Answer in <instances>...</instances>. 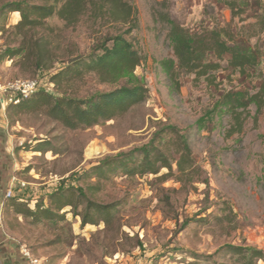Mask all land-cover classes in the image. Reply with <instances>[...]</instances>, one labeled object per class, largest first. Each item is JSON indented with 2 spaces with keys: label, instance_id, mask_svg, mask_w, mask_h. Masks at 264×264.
Listing matches in <instances>:
<instances>
[{
  "label": "rangeland",
  "instance_id": "obj_1",
  "mask_svg": "<svg viewBox=\"0 0 264 264\" xmlns=\"http://www.w3.org/2000/svg\"><path fill=\"white\" fill-rule=\"evenodd\" d=\"M7 0H0V3ZM136 12V27L126 35L141 56L134 73L147 88L144 102L124 115L92 127L69 129L41 111L28 113L0 106V223L19 250L27 247L41 264H241L227 246L264 251V109L255 114L249 105L243 128L228 136L233 122L225 115L204 120L223 92H254L264 75V32L258 21L264 0H234L238 14L232 16L228 0H127ZM165 17L190 31L228 26L235 32L228 45L251 55L252 66L243 72L222 68L210 82L204 76L180 72L178 89L170 86L159 62L171 57ZM19 14H9L15 24ZM46 22L52 31L37 30L30 37L48 38L46 65L37 69L24 55L0 61V81L35 79L40 88L58 93L50 76L69 54L89 53L105 35L130 25L111 24L90 12L66 26L55 17ZM6 36V35H5ZM0 34V51L4 48ZM15 40V42L13 41ZM16 46L19 38H13ZM68 48V49H66ZM209 59L214 60V57ZM112 84L93 76L67 87L66 93L85 96L106 91ZM14 105V104H13ZM256 116V119H254ZM171 126L190 152L191 165L172 171L126 177L121 173L100 181L92 197L102 204L121 202L113 227L81 225L69 207L61 220L33 222L3 205L14 197L31 208L48 205V195L59 187H86L84 170L106 157L130 151L156 138ZM158 134V135H157ZM156 135V136H155ZM172 138V136H171ZM46 142L39 149V143ZM13 186L12 194L6 193ZM11 198V199H9ZM83 206H78L77 212ZM117 226L119 229H117ZM264 264V261H259Z\"/></svg>",
  "mask_w": 264,
  "mask_h": 264
},
{
  "label": "trees",
  "instance_id": "obj_2",
  "mask_svg": "<svg viewBox=\"0 0 264 264\" xmlns=\"http://www.w3.org/2000/svg\"><path fill=\"white\" fill-rule=\"evenodd\" d=\"M225 4L232 16L238 14L235 12L236 1L228 0ZM88 12L93 14L94 18L107 19L111 24L130 26L125 30L118 29L105 35L89 53L65 55L61 60L62 66L50 76V82L58 93L40 88L21 98L17 104H8L9 109L20 113L41 111L64 127L77 129L116 119L144 102L148 90L134 73L140 65L141 56L126 37L136 27V12L127 0L3 1L0 3V34L6 36L4 48L0 51V61H12L14 57L24 55L34 60L37 69L44 67L46 56L52 53L48 49V38L38 36L32 39L30 33L37 30L52 31L53 27L46 22L48 18L55 17L70 26ZM12 13L19 14V20L13 25L7 23L8 16ZM165 21L169 26L167 39L172 55L162 59L159 65L174 90L178 89L176 77L180 72L194 74L196 77L204 76L206 80L213 82V72L222 68L221 61L225 58L227 67L239 72L254 63L251 55L228 45L234 42L237 35L228 26L190 31L173 19L165 17ZM257 23L258 33L264 32V13ZM12 35L14 39L19 38L16 46H12ZM210 57H214V60L209 59ZM90 75L95 76L101 83L112 84L113 88L85 96L66 93L65 88L83 82ZM249 105L254 106L256 115L264 109V75L260 86L252 93L237 90L220 94L207 116L200 118L197 123L203 127L204 120L209 119V115L213 114L218 120L227 115L233 122L227 130L228 136H231L242 130L246 118L242 115ZM159 137L161 138L157 143L154 138L143 146L106 157L84 170L79 179H95L93 184L77 188L59 187L48 195L47 206L36 202L31 208L14 197L4 203V200L8 199L5 198L3 205L9 206L14 214L22 215L33 222L46 219L61 220L65 212L60 211L69 207L75 216H80L81 225L103 223V229L108 230L116 221L119 223L116 215L121 202L102 204L93 198L92 193L100 190V181L117 173L134 177L155 175L162 168L171 172L173 163L183 172L191 165L190 152L186 145L180 142L181 137L175 128H164L159 132ZM45 143L40 142L39 149H48L43 147ZM78 206H83L80 212H77ZM227 249V252L237 255L241 264H259V261H264V251L261 249L232 245L227 246ZM187 264H196V261Z\"/></svg>",
  "mask_w": 264,
  "mask_h": 264
},
{
  "label": "built area",
  "instance_id": "obj_3",
  "mask_svg": "<svg viewBox=\"0 0 264 264\" xmlns=\"http://www.w3.org/2000/svg\"><path fill=\"white\" fill-rule=\"evenodd\" d=\"M38 89H40V85L35 79L0 81V103L9 102L17 104L21 98L27 97ZM12 191L13 186L11 184L5 197L11 195ZM19 252L24 258L25 264H41L40 260L33 256L27 247L21 246Z\"/></svg>",
  "mask_w": 264,
  "mask_h": 264
},
{
  "label": "crops",
  "instance_id": "obj_4",
  "mask_svg": "<svg viewBox=\"0 0 264 264\" xmlns=\"http://www.w3.org/2000/svg\"><path fill=\"white\" fill-rule=\"evenodd\" d=\"M2 104L0 103V106ZM1 205V203H0ZM0 264H25V260L19 252V248L0 223Z\"/></svg>",
  "mask_w": 264,
  "mask_h": 264
}]
</instances>
